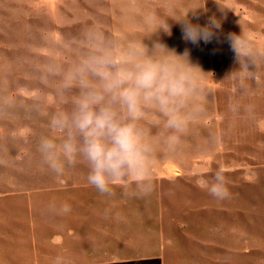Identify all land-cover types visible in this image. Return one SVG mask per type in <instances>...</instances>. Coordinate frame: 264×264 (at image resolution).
<instances>
[{
    "label": "rangeland",
    "instance_id": "obj_1",
    "mask_svg": "<svg viewBox=\"0 0 264 264\" xmlns=\"http://www.w3.org/2000/svg\"><path fill=\"white\" fill-rule=\"evenodd\" d=\"M186 16L221 28L193 44L176 22ZM89 31L150 50L158 42L198 67L201 111L178 147L158 146L146 195H101L86 165L58 175L38 151L62 107L41 73L70 64ZM229 34L246 38L251 59L238 62ZM217 174L227 198L209 193ZM58 260L264 264V0H0V264Z\"/></svg>",
    "mask_w": 264,
    "mask_h": 264
},
{
    "label": "clouds",
    "instance_id": "obj_2",
    "mask_svg": "<svg viewBox=\"0 0 264 264\" xmlns=\"http://www.w3.org/2000/svg\"><path fill=\"white\" fill-rule=\"evenodd\" d=\"M176 22L193 44L210 42L221 28L215 17L204 25L187 16ZM162 29L171 34L167 23ZM228 39L238 62L251 59L242 34ZM193 68L198 67L190 64L187 52L178 56L158 42L150 50L144 43L126 46L102 32H87L70 64L52 61L41 73L43 81L56 82L62 105L50 118V134L38 144L43 163L58 175L66 167L86 165L87 184L101 195L110 196L115 186L150 193L158 146L178 147L201 111ZM152 127L159 130L156 136ZM209 193L228 197L222 175L212 179Z\"/></svg>",
    "mask_w": 264,
    "mask_h": 264
}]
</instances>
